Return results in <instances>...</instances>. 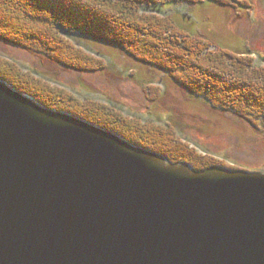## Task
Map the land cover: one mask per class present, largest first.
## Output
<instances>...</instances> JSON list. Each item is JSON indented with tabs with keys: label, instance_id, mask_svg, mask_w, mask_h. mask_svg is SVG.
Listing matches in <instances>:
<instances>
[{
	"label": "water",
	"instance_id": "1",
	"mask_svg": "<svg viewBox=\"0 0 264 264\" xmlns=\"http://www.w3.org/2000/svg\"><path fill=\"white\" fill-rule=\"evenodd\" d=\"M0 264H264V172L170 163L0 80Z\"/></svg>",
	"mask_w": 264,
	"mask_h": 264
},
{
	"label": "trees",
	"instance_id": "2",
	"mask_svg": "<svg viewBox=\"0 0 264 264\" xmlns=\"http://www.w3.org/2000/svg\"><path fill=\"white\" fill-rule=\"evenodd\" d=\"M205 1L232 9L251 7L239 0H0V42L25 48L45 65L78 73L100 69L98 60L67 37L78 33L165 72L179 89L203 97L214 108L233 109L250 122H264V70L254 59L238 57L199 34L187 33L160 9L167 3ZM0 80L45 108L111 131L170 163L187 164L197 171L224 167L212 164L167 126L145 125L107 104L75 101L1 56Z\"/></svg>",
	"mask_w": 264,
	"mask_h": 264
},
{
	"label": "rangeland",
	"instance_id": "3",
	"mask_svg": "<svg viewBox=\"0 0 264 264\" xmlns=\"http://www.w3.org/2000/svg\"><path fill=\"white\" fill-rule=\"evenodd\" d=\"M239 1H247L251 7L232 9L205 1L196 5L167 3L160 9L180 29L199 34L238 57L248 55L264 70V0ZM67 37L98 60L100 69L78 73L45 65L38 55L5 42H0V56L75 101L107 104L145 125L169 127L212 164L264 172V122H250L233 109L214 108L203 97L179 89L165 72L132 60L116 47L74 32Z\"/></svg>",
	"mask_w": 264,
	"mask_h": 264
}]
</instances>
